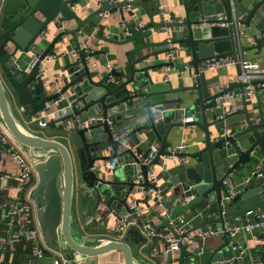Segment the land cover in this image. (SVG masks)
<instances>
[{
	"label": "water",
	"instance_id": "obj_1",
	"mask_svg": "<svg viewBox=\"0 0 264 264\" xmlns=\"http://www.w3.org/2000/svg\"><path fill=\"white\" fill-rule=\"evenodd\" d=\"M148 1L146 7L144 0H103L81 18L77 5L84 7L88 0H0V120L34 163L30 196L36 219L44 242L62 254L65 264H98L99 255L114 250L122 254L123 264H138L134 251L146 242L151 250L158 242L168 245L161 231L178 236L170 223L178 216L201 219L181 236L246 222L248 211L254 213L253 221L264 220V108L259 98L264 80L237 78L216 88L205 72H199L207 59L231 55L238 60L252 50L262 66L247 72L264 73V0H173L165 13L158 0ZM126 10L136 13L131 21ZM105 11H118L127 37L104 35L98 13ZM69 21L75 26H63ZM86 24L117 48L138 42L124 50L122 71L100 74L89 65L94 55L107 60L115 56L81 48L77 33ZM53 25L60 28L48 41ZM67 35L73 37L77 55L64 66L59 89L52 80V89L45 90L40 61ZM248 39L252 43L245 46ZM35 56L39 60L30 67ZM153 58L160 60L149 63ZM162 68L176 73V86L169 78H154L152 71ZM235 69L238 77L240 63ZM110 74L117 83L107 81ZM248 87L254 92L252 111L247 106ZM232 95L240 97L242 107L231 112ZM15 103L29 108L27 118L67 109L46 123L45 128L56 132L48 137L26 126ZM100 115L104 120L95 119ZM185 126L203 133L200 147L191 153L172 152L168 137L176 138ZM154 142L157 153L147 165L143 161ZM3 152L8 153L0 144V163ZM157 165H162L160 172L170 189L178 187L177 193L160 204L153 193L147 199L135 198L137 190L151 189L146 171ZM138 173L143 176L140 182ZM4 175L8 172L0 168V178ZM238 179L243 182L236 184ZM131 202L144 204L147 212L138 225L127 228L122 240L86 236L76 225L79 219L92 221L93 215L100 221L104 211L119 220L133 213ZM145 225L153 230L150 236L142 230ZM248 237L221 233L193 239L181 243L176 256L166 252L165 264H264V226L253 228ZM250 238L259 242L251 243Z\"/></svg>",
	"mask_w": 264,
	"mask_h": 264
},
{
	"label": "crops",
	"instance_id": "obj_2",
	"mask_svg": "<svg viewBox=\"0 0 264 264\" xmlns=\"http://www.w3.org/2000/svg\"><path fill=\"white\" fill-rule=\"evenodd\" d=\"M135 1V0H132ZM173 0H158V2L161 4V11L166 12L168 10H171L170 3ZM100 0H88V4L84 7H80L77 5V12L81 16V18L85 17L88 13L89 8H97L99 6ZM144 4L146 7L149 6V1L144 0ZM166 8V9H165ZM104 16L101 19V23L104 24V35L107 37H110L116 33L120 35L121 38L124 37L123 35V29L124 25L120 20L118 11H115L114 13H109L107 11L104 12ZM126 16L127 20L131 21L135 15H132L129 11L126 10ZM135 18V17H134ZM143 21L146 22L148 20L146 15H143ZM63 26H68L70 28L75 26L74 21H69L67 23H64ZM60 26L53 25L50 29V31L47 33V40L50 41L58 32ZM78 39L81 42V48L88 51L93 50H104L110 54H114L115 58L112 60H107L106 58H101V54L94 55V57L91 58V61L95 62L97 64L96 67H93L94 69L98 70L100 74H103L106 72V69L104 68V63H110L113 66V69H117L119 71H122L124 66L126 65V59L123 54L124 50L131 48V46H135L138 44V42H134L132 44H128L126 47H120L117 48L116 46L104 42L101 38H99L96 34V28L93 27L90 24H86L80 32L77 33ZM48 43V42H46ZM252 41L247 40L245 41V46L251 45ZM149 50V49H148ZM147 50V51H148ZM74 51V39L71 35L65 36L62 40L57 41L53 48L52 52L56 54V60L52 62H48L45 64V69L43 71V81L45 83V90H51L52 87L48 86V83L52 80L59 79L64 72V66L70 61L71 57H75L77 52L75 54ZM244 54V53H243ZM138 54L132 55V58L137 56ZM244 60L253 61L255 63H259V68L262 66V59L260 56H255L253 54V51H248L243 56ZM160 58H153L150 59L148 62L150 63H157L159 62ZM152 74H154V78H169L173 84L176 86V73L174 71L168 70L166 68H162L161 70H156L155 72L152 71ZM205 77L209 84L213 85L216 88L222 87L226 85L229 81L237 80L236 76V69L234 66H227L223 68H219L217 70H210L205 72ZM186 84H190L191 79L186 78ZM55 88V87H54ZM259 98L262 105V108H264V89L259 91ZM230 102V108L232 106H236L238 109L242 107L240 97L237 95H232L228 97ZM255 102L254 98V92L250 94L248 100H247V106L252 111L255 110L252 108V103ZM16 104V103H15ZM17 108L18 105H15ZM25 111L23 112L25 116L21 117L24 120L26 126L30 128V130L35 132L43 133L45 136H55L56 132L52 131L47 128H40L35 121H32L31 118H27V114L29 113V108L27 106H24ZM19 116V115H18ZM25 117V118H24ZM192 117V116H191ZM6 129L4 128L1 120H0V134H4ZM211 131L214 132V128H211ZM203 133L194 126H185L183 128H180L177 130V136L176 138L168 137V140L172 143V148L176 147L179 144H183L184 148L182 149L183 152H195L200 147V139L202 137ZM152 145H155L158 147V143L154 142ZM5 147V146H4ZM0 168L6 170L8 172V175H4L0 178L1 181H5L6 183L13 184L15 181L10 179L9 177L19 171L18 163L11 158V156L3 152L2 153V160L0 163ZM162 165L155 166L154 170L159 173V182L161 186L166 190V197L170 194H176L178 187H175L173 190L170 189L171 186H168L166 184V180L163 179L162 174L160 172ZM251 171V170H250ZM250 173L249 171H246L244 173L245 176H248ZM35 177V174H34ZM35 182V179L34 181ZM243 181L242 179H238L236 181V184H241ZM29 185V182L27 186ZM33 186V184L31 185ZM151 190L148 189V191L143 192L141 190H137L135 193V198L140 199H147V196L151 194ZM3 196H5L4 199H0V264H49L50 261L46 258L50 256V254L54 255L55 253L53 251L46 250L45 257L41 260H37L34 258H31L30 252H31V246L29 242L23 239H19L16 241H12L13 238L17 235V230L19 229L20 225L23 223V220L20 215L15 216V224H13L11 227L8 224V221L10 219V212L14 209L15 201L17 199V189L16 188H10L8 191H5L2 193ZM151 202V201H150ZM92 201L88 199V208H90ZM152 203V202H151ZM130 206H133V202L130 203ZM140 208H142L141 214H144L147 212V209L144 207V204L138 205ZM3 207V208H1ZM262 210L264 211V204L261 205ZM9 213V214H8ZM104 218H101L99 221V218L96 215L92 216V221L79 219L77 222V227L86 235V236H97V237H109L113 238L115 234V228L118 222V219L113 216L112 214L107 213L104 211ZM184 223L183 227L187 231L190 228L197 226L200 224L201 219L198 217L194 218L190 214L187 216H183ZM249 219H253V217H249ZM153 220L155 224H159L160 221L153 217ZM96 223H93V222ZM102 222V223H101ZM36 225L37 220H36ZM242 223V220L240 221ZM241 235H246L248 237V233H241L237 235L236 237H239ZM196 241H198L196 239ZM251 243L259 242L254 241L253 238H250ZM150 242H146L143 244L140 248L134 251V257L138 264H165V257L166 253L164 252L165 247L161 242H158L155 249L151 250L149 249ZM177 252L173 253V256L177 255ZM98 264H123V258L122 254L116 250L106 252L104 254H101L98 256Z\"/></svg>",
	"mask_w": 264,
	"mask_h": 264
},
{
	"label": "built area",
	"instance_id": "obj_3",
	"mask_svg": "<svg viewBox=\"0 0 264 264\" xmlns=\"http://www.w3.org/2000/svg\"><path fill=\"white\" fill-rule=\"evenodd\" d=\"M102 1L103 0H100L99 6ZM127 1H132V0H127ZM125 7H130V4H126ZM104 14H105L104 12H99L98 16L103 18ZM123 35L124 37H127L129 35V31L126 27H124L123 29ZM75 52L76 51L74 50L73 53L75 54ZM169 56L171 55L169 54ZM37 60H39V58L38 56H35L32 59V61L29 63V66L32 67L37 62ZM55 60H56V54L54 53L46 54L40 61L41 70L44 71L46 63ZM236 63H240L242 69V73L237 77L238 79L248 82L253 79L264 80V73L247 72L250 69H258L259 65L257 63L253 61L244 60L243 58L237 60L231 55L214 57L203 61L200 65L199 72H206L210 70H217L219 68H223L227 66H234ZM89 65H92L93 67L97 66V64L91 60L89 61ZM103 66L106 69V71H111L113 69V66L108 62L104 63ZM107 81L109 83H117L118 79L114 75L110 74L107 78ZM60 82H61L60 78L55 80V88L57 90L59 89L58 86ZM260 85L264 87V81ZM251 93H253V89L251 87H248L246 91V95H250ZM62 98L63 97L61 96L58 99H56L55 103L60 101ZM66 109L67 107L41 111L36 115H34L31 119L32 121H35L40 128H45V125L49 120L55 118L56 116L63 115L66 112ZM17 110L21 115L25 111V108L24 106H18ZM237 110L238 108L236 106H232L230 108L231 112ZM95 119L104 120V117L100 115L97 116ZM186 120H192V117H188ZM0 144L5 146L11 158L14 159L19 166V171L9 177L13 181H15L13 184H10L8 182L6 183L5 181L0 182V194H2L5 191H8L10 188L17 189V199L15 201L14 209L10 212V219L8 221V224L10 227L13 224H15L14 217L17 215L21 216L23 223L20 225L19 229L17 230V235L15 238L12 239V241L23 239L29 242L31 246V252H30L31 258L41 260L45 257L46 250H48V251H53L56 255L60 256V258L53 257L50 260L49 264H65L66 259L62 256V254L59 251L52 249L46 245V243L42 238L39 225L38 224L36 225L35 223L37 220L35 206L30 196L32 188L27 189V184L31 178L32 173L34 172V163L29 159L28 155L21 147V145L17 143V141H15L14 138L7 131H5L4 134H0ZM157 148H158L157 146L151 145L150 153L148 157H146L143 161L145 164L149 165L151 163V161L153 160V158L157 153ZM183 148L184 145L179 144L176 147L172 148V152H180L182 151ZM168 157L172 158L173 156L170 155ZM146 178L153 185L150 190L157 198V203L160 204L163 198L166 196V190H164V188L161 186L159 182L160 179L159 173L149 166V168L146 171ZM142 179H143L142 174L138 173L137 181L140 182L142 181ZM186 200H189V198H187ZM132 208H133L132 214H126L118 220L113 238L117 240H122L127 228L130 225L139 224V217L141 215L142 208L134 205L132 206ZM251 216L253 217L254 213L252 211H248L246 222H242L233 226H226L223 229L221 228H208L206 230L195 229L185 234L184 236H181L183 233L186 232V230L183 227L184 219L183 216H178L176 220L170 221L175 231L177 232L178 236H174L172 232L167 229L160 232V235L168 242V245L165 247L164 252L165 253L168 251L176 252L179 250V246L181 243L186 244L193 239H204L207 237L217 236L221 233H227L228 235L235 237L241 233H249L255 227L264 226V220L260 222H255L253 221V219H249V217ZM261 217H263V215H261ZM142 230L143 231L145 230L146 234L149 236L153 234V230L149 229L147 225L143 226Z\"/></svg>",
	"mask_w": 264,
	"mask_h": 264
},
{
	"label": "rangeland",
	"instance_id": "obj_4",
	"mask_svg": "<svg viewBox=\"0 0 264 264\" xmlns=\"http://www.w3.org/2000/svg\"><path fill=\"white\" fill-rule=\"evenodd\" d=\"M22 116H25L24 113H22ZM24 118H25V117H24ZM34 179H35V177H34V172H33L32 175H31V178H30V180H29V185L27 186V189L32 188L31 185H32V184L34 185V183H35V182H33ZM53 257H58V258H60L59 255H56V254H54V255L52 254V255H51V254H50V256H48L46 259L50 261Z\"/></svg>",
	"mask_w": 264,
	"mask_h": 264
}]
</instances>
